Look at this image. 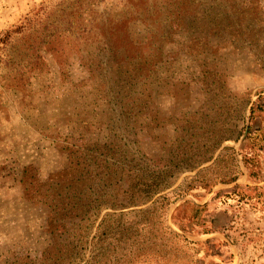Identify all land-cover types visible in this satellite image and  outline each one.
<instances>
[{
	"label": "rangeland",
	"instance_id": "rangeland-1",
	"mask_svg": "<svg viewBox=\"0 0 264 264\" xmlns=\"http://www.w3.org/2000/svg\"><path fill=\"white\" fill-rule=\"evenodd\" d=\"M48 1L0 0V36ZM167 2L162 0L159 18L143 22L121 0H104L96 7L118 19L123 36L152 47L143 76L122 88L115 85L117 77L136 72L130 62L121 74L104 71L101 63L91 72V45L73 46L67 37L56 51L43 49L39 64L25 71L16 86L6 84V69L0 68V264H88L97 253L98 264H126L121 260L128 259L127 253L106 250L110 238L97 224L106 213L117 216L149 202L101 208L71 251L43 252L52 243L47 216L57 208L54 202L26 196L23 181L42 188L50 174L67 164L68 151L209 155L154 195L168 193L184 177L209 166L211 173L235 171V181L216 182L207 192L192 190L169 204L167 225L198 245L131 264H264V0H184L178 21ZM163 16H168L164 22ZM51 27L60 28L55 22ZM141 94L146 108L133 124ZM255 102L263 103V110L249 119ZM225 147L234 150V159L224 155L213 166ZM183 200L205 203L196 217L211 232L196 235L171 223L170 215ZM97 239L101 242L94 250Z\"/></svg>",
	"mask_w": 264,
	"mask_h": 264
},
{
	"label": "trees",
	"instance_id": "trees-1",
	"mask_svg": "<svg viewBox=\"0 0 264 264\" xmlns=\"http://www.w3.org/2000/svg\"><path fill=\"white\" fill-rule=\"evenodd\" d=\"M104 0H49L41 2L30 15L13 27L5 30L0 36V68L6 69L7 83L16 86L23 78L25 71L34 69L38 64L43 49L56 51V45L65 40L73 46L85 42L91 45V67L94 71L100 63L104 71L114 70L121 74L122 68L128 66L136 71L126 79L117 77L112 82L122 88L129 80H139L143 75L145 63L149 55L148 45L133 41L123 36L118 19L106 12H98L97 6ZM167 8L178 12L184 0H168ZM122 5L136 14L139 22L151 18H159L162 0H121ZM165 3V2H164ZM164 5V4H163ZM175 20H180L177 14ZM168 16H163L166 21ZM55 22L59 29L52 28ZM66 42V44H67ZM88 52V51H87ZM86 52V53H87ZM100 57L106 58L101 61ZM96 62L93 63V60ZM101 61V62H100ZM93 64V65H92ZM218 81L223 80L218 77ZM109 84V79L106 80ZM119 90V89H118ZM137 100L141 107L132 115L133 124L145 110V94ZM262 97L257 96V101ZM263 110V103L255 102L249 106V119L254 112ZM143 129L146 124L143 121ZM247 134L249 128L247 127ZM226 152L228 154H226ZM70 156L66 165L48 176L43 187L30 185L27 181L23 192L28 197L36 198L44 203H55V208L47 216L46 227L51 235L52 243L43 249L51 254L69 252L83 239V233L91 225L93 217L101 208H124L141 204L145 207L115 214H104L97 228H102L104 237H109L107 251L124 252L128 259L121 261L126 264L139 261H158L165 254L178 249L186 251L193 249L198 242L192 241L171 229L166 222V211L169 204L177 197L189 194L192 190L207 192L216 182L231 183L235 181V171L215 170L211 166L197 170L193 175L184 177L175 189L165 194L157 193L169 187L174 178L183 170L192 169L199 162L208 160L209 155L186 156L183 151H165L160 155H149L146 151H68ZM226 155L234 159L231 147L223 148L213 161V166L220 163ZM185 160H193L191 165H182ZM21 178L19 180H22ZM249 174H253L249 172ZM39 185V184H38ZM240 187L238 185L235 186ZM244 188H251L244 186ZM252 187L251 189H255ZM234 191L225 192L228 195ZM154 197V198H153ZM59 205H57V204ZM201 206L183 200L170 215L171 223L180 231L193 234L211 232L209 228L198 225L196 213ZM185 209V210H184ZM187 209V211H186ZM109 217H113L109 222ZM108 220V221H107ZM107 221V222H106ZM106 240V239H105ZM104 241V240H103ZM100 239L95 240L94 250L100 245ZM205 240L199 244L208 243ZM128 247V252L125 251ZM99 252V251H98ZM97 254L90 264H98ZM122 255V256H124ZM210 255V253H209ZM88 263V264H89Z\"/></svg>",
	"mask_w": 264,
	"mask_h": 264
}]
</instances>
